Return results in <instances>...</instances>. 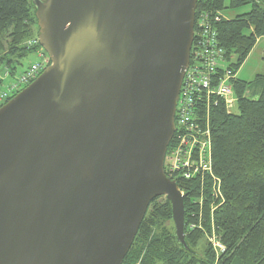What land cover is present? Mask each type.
Segmentation results:
<instances>
[{"label":"water","instance_id":"1","mask_svg":"<svg viewBox=\"0 0 264 264\" xmlns=\"http://www.w3.org/2000/svg\"><path fill=\"white\" fill-rule=\"evenodd\" d=\"M258 2V0H253ZM50 60L0 107V264H122L165 197L197 0H30Z\"/></svg>","mask_w":264,"mask_h":264},{"label":"trees","instance_id":"2","mask_svg":"<svg viewBox=\"0 0 264 264\" xmlns=\"http://www.w3.org/2000/svg\"><path fill=\"white\" fill-rule=\"evenodd\" d=\"M243 8L249 10L231 20L217 15ZM34 10L30 0H0V68L9 70V79L24 70L18 72L33 54L24 43L33 37ZM199 13L210 15L219 47L237 73L257 40L264 39V3L197 0L195 18ZM1 85L0 81V90ZM234 94L238 114H227L220 105L210 119L212 168L220 180L223 204L211 213L210 178L202 187L177 182L186 196V246L177 243L173 226L169 230L170 204L159 203V197L149 204L122 264H264V77L256 76L252 82L237 79ZM210 231L224 248L219 256L204 242ZM200 244L202 253L196 258L193 251Z\"/></svg>","mask_w":264,"mask_h":264},{"label":"built area","instance_id":"3","mask_svg":"<svg viewBox=\"0 0 264 264\" xmlns=\"http://www.w3.org/2000/svg\"><path fill=\"white\" fill-rule=\"evenodd\" d=\"M217 15L224 18L222 13ZM25 46L33 50L36 60L13 79H9L7 71L5 77L0 76V107L50 66V60L37 37L28 40ZM231 62L219 47L210 15L199 13L194 19L189 63L176 102L174 135L164 157L163 172L176 185L179 182L181 185L190 183L202 187L205 178H210L211 213L223 204L220 180L214 176L212 168L211 112L221 105L227 114H238L234 94L237 78L230 66ZM7 80L10 81L3 87ZM179 192L185 195L184 189ZM210 244L217 255L224 252L217 239Z\"/></svg>","mask_w":264,"mask_h":264},{"label":"rangeland","instance_id":"4","mask_svg":"<svg viewBox=\"0 0 264 264\" xmlns=\"http://www.w3.org/2000/svg\"><path fill=\"white\" fill-rule=\"evenodd\" d=\"M248 10H249L248 8H243V9H240V10L226 11V12H224L223 17L226 20H231L235 16H237L239 14H242V13H245ZM34 12H35V10H34ZM32 30H33V37L32 38H36V37L38 38V27H37L36 19H35V26L33 27ZM32 38H30V39H32ZM25 43H24V45H25ZM252 50L253 51L250 53L248 58L245 60V62L242 64V66L239 68V70L236 73V78L241 80V81H243V82L251 81L254 78V75L262 70V66H263V63H264V61H262V59L264 58V40L260 41V43H258L256 45V47H254ZM35 60H36V57L33 54L29 55L28 57H26L22 61L23 68L20 69L18 72H21L23 69L27 68ZM6 71L9 73L8 75H10V72H9L8 69H6L4 67L0 68V76L1 77H5ZM9 81L10 80L5 81L3 83V87ZM160 198L161 199L158 200L159 203H161L164 200H166L165 197H160ZM172 226H173L172 224H168V228H169V230L171 232H172ZM215 239H217V238H216L215 234L213 233V231L212 232L210 231V232L204 234V242L206 244H210V242L215 243ZM205 243H204V245H205ZM202 244H203V242H202ZM202 244H200L199 247L195 251H193L195 253L192 252L196 258H199L201 253H202V248H203ZM219 255H217V256H219Z\"/></svg>","mask_w":264,"mask_h":264},{"label":"crops","instance_id":"5","mask_svg":"<svg viewBox=\"0 0 264 264\" xmlns=\"http://www.w3.org/2000/svg\"><path fill=\"white\" fill-rule=\"evenodd\" d=\"M259 1V3H264V0H258ZM224 15V14H223ZM262 40H264V39H258L257 40V43H256V45L258 44V43H260V41H262ZM256 45H255V47H256ZM253 51V50H252ZM251 51V52H252ZM262 61H264V58L262 59ZM256 76H263L264 77V63H263V66H262V70L261 71H259L258 73H256L255 75H254V78L256 77ZM254 78L251 80V81H249V82H252L253 80H254ZM239 80V79H238ZM250 91H252V90H250ZM247 96V95H246ZM248 97V96H247ZM253 99H256V96L255 97H253Z\"/></svg>","mask_w":264,"mask_h":264}]
</instances>
